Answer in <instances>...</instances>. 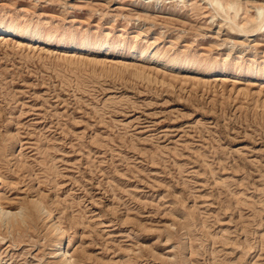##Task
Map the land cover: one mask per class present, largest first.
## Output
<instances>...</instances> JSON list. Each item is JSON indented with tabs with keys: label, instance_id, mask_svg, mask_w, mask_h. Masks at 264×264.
<instances>
[{
	"label": "rangeland",
	"instance_id": "374dc122",
	"mask_svg": "<svg viewBox=\"0 0 264 264\" xmlns=\"http://www.w3.org/2000/svg\"><path fill=\"white\" fill-rule=\"evenodd\" d=\"M0 27V264L62 233L77 264H264V0H0Z\"/></svg>",
	"mask_w": 264,
	"mask_h": 264
},
{
	"label": "bare ground",
	"instance_id": "6f19581e",
	"mask_svg": "<svg viewBox=\"0 0 264 264\" xmlns=\"http://www.w3.org/2000/svg\"><path fill=\"white\" fill-rule=\"evenodd\" d=\"M0 31L2 33L8 32L3 27H0ZM0 182H1V179H0ZM38 211L40 214L46 213L48 216L51 217V213L48 212L44 206H39ZM3 216H5V217L8 216V213L5 212L4 207L2 205V202L0 200V217L2 218ZM60 227L61 226H60V223L58 221L56 223H54V225H53V229L55 232H57ZM62 234H63L62 238L58 239L56 244H54L55 245L54 246L55 247L54 256H56L58 258L59 264H77L73 258V252H71L69 246L66 244L67 242L65 243V241H64V233H62ZM66 241H67V239H66Z\"/></svg>",
	"mask_w": 264,
	"mask_h": 264
}]
</instances>
